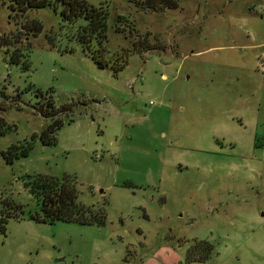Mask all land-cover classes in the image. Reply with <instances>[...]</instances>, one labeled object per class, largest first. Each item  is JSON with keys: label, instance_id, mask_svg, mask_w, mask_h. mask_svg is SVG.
Returning <instances> with one entry per match:
<instances>
[{"label": "rangeland", "instance_id": "374dc122", "mask_svg": "<svg viewBox=\"0 0 264 264\" xmlns=\"http://www.w3.org/2000/svg\"><path fill=\"white\" fill-rule=\"evenodd\" d=\"M86 1L108 10L111 54L157 47L113 72L74 39L82 20L66 24L60 6L16 16L0 0L12 42L0 43V218L12 204L18 215L4 217L0 264H264V0L155 13ZM33 22L36 35L21 29ZM11 146L27 153L8 160ZM37 175L73 176L104 224L29 218Z\"/></svg>", "mask_w": 264, "mask_h": 264}, {"label": "trees", "instance_id": "16d2710c", "mask_svg": "<svg viewBox=\"0 0 264 264\" xmlns=\"http://www.w3.org/2000/svg\"><path fill=\"white\" fill-rule=\"evenodd\" d=\"M137 10L145 12H162L166 9H175L178 4L176 0H127ZM9 9L16 16L24 15L28 10L41 9L44 7H52L54 10L60 6V17L69 25H74L78 21H83V24L78 26L74 35V39L81 46L82 51L87 54L93 63L100 68H110L113 72H118L124 68L127 62L128 53L135 50L141 53L146 50H151L157 46L148 43L143 39L137 44H133L131 50L122 49L120 51L111 52L107 49V20L108 10L104 6H92L86 0H8ZM122 17H118L120 19ZM21 29L33 31L36 33L41 29L38 22H33L32 27L26 24H21ZM117 33L118 27H115ZM31 31V32H32ZM0 43L5 46H12V42L5 36H0ZM9 51V50H8ZM18 49H14L10 53V61H18ZM3 121L0 118V124ZM60 126V123L54 121L41 134L42 143L49 144L54 140V131ZM27 150L19 151L17 146H11L7 150L6 158L12 160L20 155L24 156ZM30 190L36 194L40 200V213L29 215V218L39 222L53 223L56 221L78 223L83 225H103L105 222L104 210L95 209L92 207H84L77 202V191L75 188L76 182L73 176L64 175L61 180L52 176L37 175L29 182ZM11 205V204H10ZM12 213L9 211L5 214L7 217H17V206ZM8 207V206H7ZM9 209L11 207L9 206ZM0 218V229L3 230L5 218ZM198 246L206 249L209 253L210 246L206 242H200Z\"/></svg>", "mask_w": 264, "mask_h": 264}]
</instances>
